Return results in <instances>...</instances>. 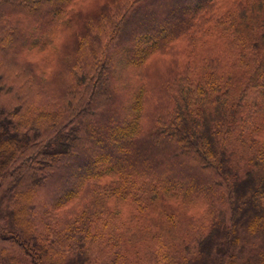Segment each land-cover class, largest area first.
<instances>
[{
    "label": "trees",
    "instance_id": "obj_1",
    "mask_svg": "<svg viewBox=\"0 0 264 264\" xmlns=\"http://www.w3.org/2000/svg\"><path fill=\"white\" fill-rule=\"evenodd\" d=\"M0 55L35 88L0 71V264H132L179 221L160 264H264V0H0Z\"/></svg>",
    "mask_w": 264,
    "mask_h": 264
},
{
    "label": "rangeland",
    "instance_id": "obj_2",
    "mask_svg": "<svg viewBox=\"0 0 264 264\" xmlns=\"http://www.w3.org/2000/svg\"><path fill=\"white\" fill-rule=\"evenodd\" d=\"M167 9V14L173 19L177 18L182 13L181 6H174ZM155 10L157 11L158 7H156ZM153 17L154 16H150V19L144 18V20H139V22L135 24V28H140L143 26L147 27L150 23H152V21H155ZM162 24H165V22H163ZM162 28L164 29L166 27L164 26ZM129 47L131 48L132 46ZM0 62V71L3 73V75H5L7 81L10 84H13L15 87L13 93L4 94V96L1 98L2 103L4 105L12 107L21 104L25 99V95L28 96L29 93L30 96L33 97L35 95V88L29 86V82L25 81L26 78L22 76V73H20L16 65L9 58H4L1 55ZM53 101H55V96L52 94H46L44 95V99L39 104V106H42L44 108V106L49 105L51 109L55 110L57 109V107L55 106V103ZM36 102L38 103V100H36ZM110 123L112 122L109 121L108 118L95 121V123L93 124L94 126L92 125V135H94L93 133H102V135L106 139L110 137V134H112V132L116 129L113 128L111 130V127L113 125H110ZM109 149H111L110 145L106 144L100 151L101 153H104ZM158 163L161 166H164L162 168V171H169L171 170L170 167H175L173 161L170 163L159 161ZM196 172V170L190 168V170H186L183 172V176H188L191 179H194V176H196ZM176 174L180 175L181 173L176 170ZM173 175H175V173ZM50 191L51 190L48 189L45 190L46 198L51 197ZM191 208L192 210H186L195 214V212H193L195 210H193V207ZM208 227L209 226L207 221L206 223L204 222L202 225L199 224L198 226L195 225L194 222L192 223L190 221H186L185 223L183 221H179L178 224L176 223L175 225L168 226V228L164 229L166 232L155 236V239L150 236L149 238L145 237L143 241L139 240L133 242L132 244L127 243L126 249L124 250L127 251V256L129 257V261L132 264H160V261L162 260H160L161 257L157 252H168L165 253L167 255H172L174 253H176L177 256L184 255L186 254L185 250L188 251L192 249L195 239L201 234L206 233ZM244 253H246V255L244 256L245 258L240 262V264H259L257 256L252 251L249 252L248 250H246Z\"/></svg>",
    "mask_w": 264,
    "mask_h": 264
},
{
    "label": "snow or ice",
    "instance_id": "obj_3",
    "mask_svg": "<svg viewBox=\"0 0 264 264\" xmlns=\"http://www.w3.org/2000/svg\"><path fill=\"white\" fill-rule=\"evenodd\" d=\"M98 0H86V3L89 6H95L97 4Z\"/></svg>",
    "mask_w": 264,
    "mask_h": 264
}]
</instances>
